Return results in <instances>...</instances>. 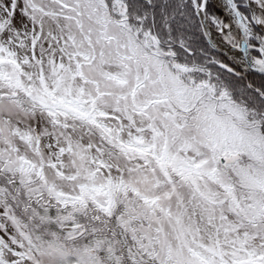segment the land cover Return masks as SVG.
<instances>
[{
	"label": "snow or ice",
	"instance_id": "6c2138e0",
	"mask_svg": "<svg viewBox=\"0 0 264 264\" xmlns=\"http://www.w3.org/2000/svg\"><path fill=\"white\" fill-rule=\"evenodd\" d=\"M0 264H264V0H0Z\"/></svg>",
	"mask_w": 264,
	"mask_h": 264
}]
</instances>
